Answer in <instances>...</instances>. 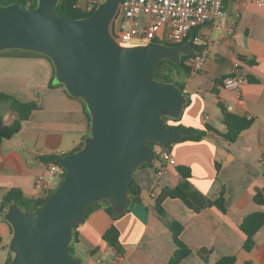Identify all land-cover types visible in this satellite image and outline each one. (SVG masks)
I'll return each mask as SVG.
<instances>
[{"label": "crops", "instance_id": "1", "mask_svg": "<svg viewBox=\"0 0 264 264\" xmlns=\"http://www.w3.org/2000/svg\"><path fill=\"white\" fill-rule=\"evenodd\" d=\"M89 1L81 0L79 5L90 9ZM224 4L228 11L225 27L206 24L196 30L209 50L202 69L198 73L189 69L174 73L188 103L181 116L170 123L197 130L210 125L225 133L222 104L238 116H251V126L232 143L214 132L198 140L174 141L169 152L175 164L162 160L157 147L156 159L134 174L140 202L131 203L117 219L99 207L78 224L77 239L71 245L84 264H168L176 244L165 219L183 225L180 238L192 249L180 264H216L232 255L236 256L235 264H264V227L256 234L250 251L243 249L246 235L240 228L248 213L264 210L254 201L256 189H264V164L260 162L264 151V6L241 0H224ZM235 62L248 79L240 91L222 85L223 79L234 73ZM53 74V65L43 56L0 54V92L38 105L21 130L0 147V206L10 189L39 198L54 188L60 175L53 176L44 191L35 187L36 177L53 164L45 158L77 151L91 133L85 105L64 87L51 86ZM6 107L10 114L3 116L15 120L17 114L10 103ZM180 166L191 169L193 187L210 199H217L225 189L227 211L210 207L195 212L181 199L168 197L162 204L166 218H161L154 208L155 198L162 189L183 180L177 170ZM4 218L0 211V264L7 263L11 252V226ZM113 224L120 230L122 251L104 239ZM201 248L211 250L207 261L198 254Z\"/></svg>", "mask_w": 264, "mask_h": 264}, {"label": "water", "instance_id": "2", "mask_svg": "<svg viewBox=\"0 0 264 264\" xmlns=\"http://www.w3.org/2000/svg\"><path fill=\"white\" fill-rule=\"evenodd\" d=\"M60 0L0 4V53L8 50L48 56L55 67L53 84L63 85L85 102L91 133L84 146L57 160L65 177L39 210L12 203L5 219L13 227L10 264H84L70 252L76 225L89 208L109 200L114 215L131 205L135 172L152 163L157 142L169 143L195 134L166 124L179 118L187 95L173 82L155 79L159 61L180 64L200 50L192 38L184 44L161 41L124 46L113 28L123 0H102L88 17L58 14Z\"/></svg>", "mask_w": 264, "mask_h": 264}, {"label": "trees", "instance_id": "3", "mask_svg": "<svg viewBox=\"0 0 264 264\" xmlns=\"http://www.w3.org/2000/svg\"><path fill=\"white\" fill-rule=\"evenodd\" d=\"M80 1L81 0H60L57 6L58 14L65 16V17H69V18H75V19L84 18V17L90 16L96 10V7L99 4V3L96 4L91 9H83L79 5ZM13 2L23 3L27 5L28 7L32 8L37 5L38 0H0V4H4V5H8ZM188 39L190 38H187L181 43H175V44H171L168 42H165V43L170 44V45L184 44L187 42ZM156 41H159V40L157 39ZM161 42H164V41H161ZM195 46L198 49L200 48L199 45L195 44ZM7 53L43 56L47 58L53 65L52 60L48 56L40 54V53L13 49V50L1 52L0 54H7ZM186 58H187V55L183 56V59L180 64H175L169 59H163L159 61V63L157 64L155 73H154L155 79L159 81H164V82H173L174 84L179 86L180 89L184 92V88L182 84L178 83L174 79V73L175 71H178V70L189 69V67L186 65V62H185ZM53 68H54V74H55L54 65H53ZM54 74L51 79L50 85L64 87L63 85H54L52 83ZM81 101L85 105V102L83 100ZM0 102H9L12 111L17 114V118L13 121L5 118L3 115L0 114V147H1V145L3 144L5 140L12 138L15 134H17L21 130L23 122L26 121L30 117L31 113L33 112L34 109L37 108L38 105L36 102H33V101L32 102H21L18 99H16L13 95H10L7 93H1V92H0ZM221 111H222L223 122L225 123L227 127V131L225 133H220L217 129H215L214 127L210 125H208L206 129L204 130H197L195 128L184 127L181 125H177V126L173 125L170 123V120L176 121L177 119L171 118L169 116H164L163 119L168 126L178 127L186 132L195 134L194 136L186 137L183 140H198L204 137L208 132H214L215 134L224 138L227 142L232 143L236 141V139L239 137V135L243 131H245L251 126L252 121L248 120L247 118L234 114L222 104H221ZM86 113L89 118L90 129H91V118L87 110H86ZM171 143H169V146ZM84 144H85V140L79 149H81L84 146ZM148 144L153 147L158 145L157 142H150ZM59 158L61 157L60 156H49L48 158H45V160H47L48 163L50 162V163L56 164L63 169V172L60 175L63 181L66 171L63 166L58 164L57 160ZM146 165H150V163H145L142 166H146ZM177 170L182 175L183 180L175 187H166L162 189L160 194L155 198L154 208L157 211V213L161 216V218L163 219L166 218L165 217L166 212L162 204H163V201L168 197L181 199L188 208H190L191 210L195 212H201L204 209L210 208V207H217L223 213L227 211V208L225 205V199H226L225 189L222 190L220 196L217 199H210L208 196H206L205 194H203L202 192L198 191L197 189L193 187L191 180H190L192 177V172L189 167L180 166L177 168ZM60 184L58 185V187L60 186ZM57 188L50 189L45 195L39 198L27 197L23 193V191L18 188L10 189L3 198V203L0 206V211L2 212V214L5 215L7 209L12 203L19 204L23 209H28L31 211L39 210L43 207L44 203L52 195V193L57 190ZM130 197H131L132 203H137L141 201L140 187L136 184L134 180L131 186ZM254 201L257 204L264 206V189H261V188L256 189L255 195H254ZM102 206L113 218L117 219L120 216V215L119 216L114 215L111 203L107 199L101 200L93 204L89 208V213ZM4 220L11 226V232L13 235V227L11 223L7 221L5 218ZM165 221H166L167 226L170 228V230L173 233V239L176 244V250L168 264H180L182 260H184L187 256H189L192 253V249L185 242H183L180 238L183 225L180 222L175 221V220L168 221L165 219ZM77 227L78 225H76L75 231H74V238L76 239H77V236H76ZM262 227H264V210L250 212L244 217V219L240 223V228L243 231V233L246 235L243 249H245L246 251L252 250V248L255 246V243H256L255 236L261 230ZM104 239L109 245L115 247L119 251H122V246L120 242V230L116 224L111 225L107 229V231L104 233ZM70 252L71 254L74 255L72 245L70 246ZM92 253H94V251ZM210 253H211V250L208 248H201L198 251V254L202 257L204 261L208 260ZM13 257H14V254L10 252V257L8 258L6 264H10ZM235 263H236L235 255L223 257L216 262V264H235ZM246 264H250V263L247 262Z\"/></svg>", "mask_w": 264, "mask_h": 264}, {"label": "built area", "instance_id": "4", "mask_svg": "<svg viewBox=\"0 0 264 264\" xmlns=\"http://www.w3.org/2000/svg\"><path fill=\"white\" fill-rule=\"evenodd\" d=\"M98 1H89L90 9L98 4ZM241 1L245 4L254 3L264 6V0ZM143 16H146V21H143L139 32L136 22ZM227 16L224 0H123L114 21L113 31L117 40L124 46L146 44L157 39L175 44L192 38L194 44L200 46V52L187 55L186 65L193 73H198L209 56V50L207 42L196 34L195 30L206 24L225 27ZM126 21L132 22V30L129 32L125 31ZM234 69L232 75L223 79L222 85L226 89L240 91L248 79L238 62L234 63ZM248 120H251V116H248ZM158 154L162 160L175 164V158L169 151L160 147ZM260 162L264 164V151L260 156ZM62 172L60 166L49 165L36 177L35 187L44 191L51 185L52 177L61 175ZM152 196L156 197L155 192Z\"/></svg>", "mask_w": 264, "mask_h": 264}, {"label": "rangeland", "instance_id": "5", "mask_svg": "<svg viewBox=\"0 0 264 264\" xmlns=\"http://www.w3.org/2000/svg\"><path fill=\"white\" fill-rule=\"evenodd\" d=\"M145 20V17H141L140 19L137 20L136 22V25L138 26L139 28V32L140 30L142 29V24H143V21ZM132 30V22L131 21H126V28H125V31H131ZM185 62L187 63V60H185ZM6 106H9V102H0V109H1V113L2 115L4 116H8L10 114V111H7V107ZM157 147H159L158 145L155 146V148L157 149ZM56 181L58 182L56 184V186L54 187L55 189L58 187V185L61 183L62 181V178L61 176L58 177L56 179ZM119 218V217H118Z\"/></svg>", "mask_w": 264, "mask_h": 264}]
</instances>
